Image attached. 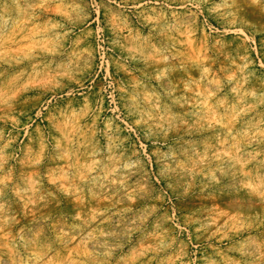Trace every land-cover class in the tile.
Returning <instances> with one entry per match:
<instances>
[{
    "label": "rangeland",
    "instance_id": "rangeland-1",
    "mask_svg": "<svg viewBox=\"0 0 264 264\" xmlns=\"http://www.w3.org/2000/svg\"><path fill=\"white\" fill-rule=\"evenodd\" d=\"M0 264H264V0H0Z\"/></svg>",
    "mask_w": 264,
    "mask_h": 264
}]
</instances>
